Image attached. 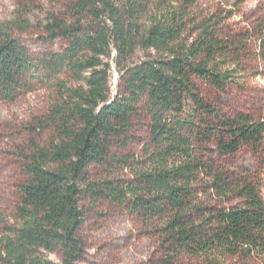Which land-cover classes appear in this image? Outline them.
<instances>
[{
    "label": "trees",
    "instance_id": "1",
    "mask_svg": "<svg viewBox=\"0 0 264 264\" xmlns=\"http://www.w3.org/2000/svg\"><path fill=\"white\" fill-rule=\"evenodd\" d=\"M150 0H74L75 23L53 17L46 31L69 43L55 61L35 60L18 41L0 42V102H14L28 86L24 77L38 66L67 63L82 86L65 89L31 132L51 130L57 141L33 145L23 170L16 225L0 238V264H76L83 241L80 203L109 200L126 205L158 237L161 258L154 264H228L239 256L264 264V197L257 185L225 176L212 158L234 155L244 146L264 144V122L228 117L200 98L192 78L224 89L233 76L216 56L223 42L209 25L188 45L180 44L179 16L141 18ZM150 53L132 65L136 50ZM122 91L111 96L108 60ZM155 53L157 57H152ZM149 116V138L123 180H88L92 166L123 168L138 105ZM214 145V150L207 146ZM235 199L238 205H230ZM59 251L61 263L45 253Z\"/></svg>",
    "mask_w": 264,
    "mask_h": 264
},
{
    "label": "rangeland",
    "instance_id": "2",
    "mask_svg": "<svg viewBox=\"0 0 264 264\" xmlns=\"http://www.w3.org/2000/svg\"><path fill=\"white\" fill-rule=\"evenodd\" d=\"M74 0H0V42L7 36L18 41L29 52L35 64L39 60L55 61L64 55L69 43L66 39H51L46 27L52 18L75 23L71 10ZM176 19L180 35L178 42L188 45L200 34L201 27L209 25L223 42L216 61H222V70L233 76L224 89H215L202 80L192 78L200 98L216 112L228 116H245L253 123L264 122V0H150L142 24L148 26L152 19ZM150 53L140 49L125 65L148 58ZM152 57H157L151 53ZM115 52L108 60L111 96L122 91L119 74L115 68ZM28 86L14 102H0V238L16 225L15 210L20 201V186L26 181L23 170L33 145L48 146L57 141L53 131L31 132L51 107L61 100L65 89L83 85L74 77L67 63L49 70L39 65L24 77ZM127 147L113 149L120 158H129L123 168L115 164L92 166L88 180H123L128 177V167L142 155V147L149 138V116L144 103L138 106ZM214 150V145L207 146ZM212 158L225 176L257 185L264 197V144L242 147L228 157L205 153ZM233 199L230 205H238ZM84 218L78 237L83 241L82 254L76 264H154L162 254L158 237L152 227H147L126 205L109 200L81 201ZM49 261L61 263L59 251L45 253ZM186 264H204L203 259L187 260ZM228 264H260L239 256L228 259Z\"/></svg>",
    "mask_w": 264,
    "mask_h": 264
}]
</instances>
